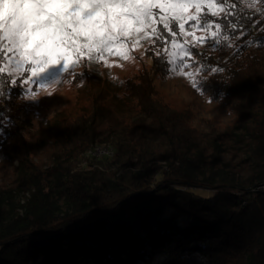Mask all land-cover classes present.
<instances>
[{"label":"trees","instance_id":"16d2710c","mask_svg":"<svg viewBox=\"0 0 264 264\" xmlns=\"http://www.w3.org/2000/svg\"><path fill=\"white\" fill-rule=\"evenodd\" d=\"M249 3L228 0L230 39L190 45L200 91L238 118L223 134L188 126L160 99L154 81L169 71L158 44L148 68L114 91L93 87L43 139L20 115L24 87L10 81L22 77H0V166H12L10 185L0 178V264H264V194L251 193L264 181V3ZM95 144L114 155L81 167Z\"/></svg>","mask_w":264,"mask_h":264},{"label":"snow or ice","instance_id":"6c2138e0","mask_svg":"<svg viewBox=\"0 0 264 264\" xmlns=\"http://www.w3.org/2000/svg\"><path fill=\"white\" fill-rule=\"evenodd\" d=\"M257 3L264 0H250L248 6ZM220 14V22L210 18ZM231 15L228 0H0V77L28 73L19 82L11 79V85L46 89L60 84L65 73L75 75L78 61H91L93 54L97 60L105 53L132 59L126 45L135 48L142 41L160 45L156 57L164 58L169 72L183 76L184 69L196 67L187 63L195 53L178 37L215 49L221 38H231L226 34L236 27ZM197 31L210 36L197 37ZM58 65V80L49 84L41 78ZM196 70L204 72L205 67L201 64ZM36 94L31 88L23 91L25 97Z\"/></svg>","mask_w":264,"mask_h":264},{"label":"rangeland","instance_id":"374dc122","mask_svg":"<svg viewBox=\"0 0 264 264\" xmlns=\"http://www.w3.org/2000/svg\"><path fill=\"white\" fill-rule=\"evenodd\" d=\"M206 35L200 31L195 33L197 37H206ZM178 42H186L189 46L193 44L191 37L178 38ZM150 49H152V43L142 41L141 45L135 48L126 45L128 55L132 59H124L115 53H105L101 59L97 60L93 54L91 61L87 58L78 61L75 75L65 73L60 84L51 85L46 89L39 88L38 84L23 85V91L26 88H31L37 93L35 97L22 95L23 110L20 115L27 123L32 137L47 138L55 125L62 124L68 121L71 116L80 113L85 107L84 100L93 87L106 84L111 91H114L115 83L118 80L133 76L138 71L148 68L151 63ZM187 63L193 64L192 59L187 60ZM60 67L62 65L50 68L41 78L49 84L55 82L60 78ZM196 68H198L197 65L193 68L184 69L185 75L183 76L168 72L164 78L156 79L154 83L157 94L163 102L187 114L186 124L188 126L203 134L226 133L238 121V118L224 100H210L207 94L200 91L199 86H197L199 72ZM5 71L7 72L6 65ZM187 73H192L191 77ZM27 75L29 74L15 73L13 77H25ZM116 106L119 112H127L125 105L116 103ZM228 158L232 159L231 163L234 167L239 170L244 169L245 164L241 160V155L229 152L224 156L225 160ZM43 161L45 162V159ZM80 166L82 167L81 163ZM11 170V165L0 166V178L6 177L7 186L10 185L12 179ZM253 189L264 194V181L258 183ZM200 193L207 195L206 192L200 191ZM251 193L254 194L255 192L252 191ZM245 204L246 200L240 203V207H244Z\"/></svg>","mask_w":264,"mask_h":264},{"label":"built area","instance_id":"2783aa9c","mask_svg":"<svg viewBox=\"0 0 264 264\" xmlns=\"http://www.w3.org/2000/svg\"><path fill=\"white\" fill-rule=\"evenodd\" d=\"M114 155V149L109 144H95L88 149H86L82 154L81 165L83 167L88 166V162L91 159H100V158H111ZM252 191H256L252 189Z\"/></svg>","mask_w":264,"mask_h":264},{"label":"clouds","instance_id":"9594fccd","mask_svg":"<svg viewBox=\"0 0 264 264\" xmlns=\"http://www.w3.org/2000/svg\"><path fill=\"white\" fill-rule=\"evenodd\" d=\"M245 3H247V0H245Z\"/></svg>","mask_w":264,"mask_h":264}]
</instances>
